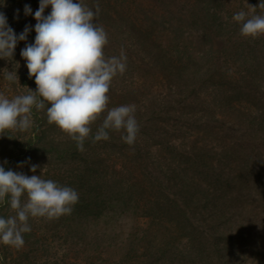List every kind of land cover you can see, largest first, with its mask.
Returning <instances> with one entry per match:
<instances>
[{
    "label": "trees",
    "instance_id": "1",
    "mask_svg": "<svg viewBox=\"0 0 264 264\" xmlns=\"http://www.w3.org/2000/svg\"><path fill=\"white\" fill-rule=\"evenodd\" d=\"M84 2L99 5L105 55L125 50L108 107L135 104L139 132L131 146L110 131L81 152L34 107L29 136L0 132L6 170L32 175L31 162L48 160L44 178L79 193L70 215L43 220L49 227L30 218L22 247L0 244L3 264H264V34L242 36L232 20L264 14L250 7L259 0ZM29 80L19 95L36 90ZM0 215H14L6 201ZM88 221L102 230L89 233ZM58 229L60 258L47 243Z\"/></svg>",
    "mask_w": 264,
    "mask_h": 264
},
{
    "label": "clouds",
    "instance_id": "2",
    "mask_svg": "<svg viewBox=\"0 0 264 264\" xmlns=\"http://www.w3.org/2000/svg\"><path fill=\"white\" fill-rule=\"evenodd\" d=\"M250 7L264 8V0ZM99 13L98 4L93 10L84 0H39L34 13L29 4L24 5V14L32 15L35 25H25L17 34L0 11V58L13 57L17 43L27 41L28 34L35 31L34 42L26 43L20 55L29 78L34 77L37 85L35 91L30 89L12 98L0 93V132L27 131L33 124L34 107L37 111L46 109L48 123L65 132L81 152L87 139L106 141L110 131L120 132L122 141L130 146L135 143L139 132L136 105L108 107L111 83L125 73L127 56L123 48L118 56L105 55L108 33L96 19ZM232 20L240 25L242 36L264 34V14L241 10ZM5 78L13 81L16 74L8 72ZM101 115L102 122L93 132L91 125ZM29 160L19 162L17 167L22 168ZM5 164L7 160L0 163V203L6 201L14 215H0V244L20 248L25 243L24 234L32 230L30 218L70 215L79 193L44 178V168L35 174L39 165L31 164L33 174L27 175L12 168L6 170Z\"/></svg>",
    "mask_w": 264,
    "mask_h": 264
},
{
    "label": "rangeland",
    "instance_id": "3",
    "mask_svg": "<svg viewBox=\"0 0 264 264\" xmlns=\"http://www.w3.org/2000/svg\"><path fill=\"white\" fill-rule=\"evenodd\" d=\"M25 4H29L34 13L38 9L39 0H0V11H2L7 16L9 26H11L17 34L23 31L25 25L34 26L36 23V20L34 19L32 15L26 16L24 14ZM17 10H19L18 13H17ZM50 10H51L50 7L45 9V15H47L48 12H50ZM35 35L36 33L33 30L28 34L27 41H19L15 48L13 57L0 58V93H3L8 98H12L16 95H19L25 92V89H29V85H30L29 78H26V77L24 78L20 76V73H22L23 68L26 66V62L24 58L21 57L20 51L22 48L25 47L26 43L34 42ZM106 56H107V53H106ZM8 72L15 73L16 79L13 81L7 80L5 76ZM128 80L130 81V79H126L125 81L128 82ZM40 115H43V114H40ZM32 120H33V124L31 128L23 132L28 136L36 122V119H32ZM46 126L49 128V130L51 129L53 133L54 131L56 134L58 133L59 127H57L56 125H52L50 123L43 124L44 128H46ZM47 158L48 157H44V159H47ZM47 163H48V160H42L41 162H38V164H36V165H39L37 169L41 171V169L44 168V172H45L48 169L46 167ZM30 164H33V163L31 162ZM31 219L33 223L39 227L41 226L49 227L43 222V220H45L46 218L37 217V218H31ZM145 222H146V219H144V223ZM85 227L89 231V233H91L94 229L97 230L101 226L96 227L92 224L91 221H88L85 224ZM100 230H102V228H100ZM39 234H42V232H38L37 235ZM35 237L37 238L36 240L38 241V244L43 242L42 241L44 239V238L42 239L43 236L42 237L35 236ZM48 242H49V245L52 246L53 254L56 253L55 252L56 250L58 253L55 255L57 258H60L62 255V230L58 229V233L52 232L47 243ZM51 255L52 254H49V257H51ZM1 256L2 255H0V264H3V258ZM41 259H43L42 264L47 263L46 261L48 258H41ZM7 262H8L7 264H15L11 260V258H8ZM79 264H85V262L79 261Z\"/></svg>",
    "mask_w": 264,
    "mask_h": 264
}]
</instances>
